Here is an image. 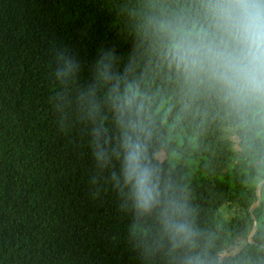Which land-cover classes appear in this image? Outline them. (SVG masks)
I'll list each match as a JSON object with an SVG mask.
<instances>
[{
    "label": "trees",
    "instance_id": "obj_1",
    "mask_svg": "<svg viewBox=\"0 0 264 264\" xmlns=\"http://www.w3.org/2000/svg\"><path fill=\"white\" fill-rule=\"evenodd\" d=\"M189 3L0 0V264H166L119 210L92 159L89 125L51 102L54 46L81 60V82L101 48L132 65L157 131L154 155L186 195L213 264H264V117L189 93L153 42L154 25Z\"/></svg>",
    "mask_w": 264,
    "mask_h": 264
},
{
    "label": "clouds",
    "instance_id": "obj_2",
    "mask_svg": "<svg viewBox=\"0 0 264 264\" xmlns=\"http://www.w3.org/2000/svg\"><path fill=\"white\" fill-rule=\"evenodd\" d=\"M153 36L164 66L189 93L264 117V0H190L184 13L159 20ZM47 66L51 102L89 125L92 159L119 210L133 218L144 251L166 264H213L186 195L154 155L157 131L132 65H122L114 48H101L91 80L81 82V60L54 46Z\"/></svg>",
    "mask_w": 264,
    "mask_h": 264
},
{
    "label": "water",
    "instance_id": "obj_3",
    "mask_svg": "<svg viewBox=\"0 0 264 264\" xmlns=\"http://www.w3.org/2000/svg\"><path fill=\"white\" fill-rule=\"evenodd\" d=\"M262 183H263V182H261L260 185L257 187L256 194H257L258 200H257V202L251 207V209H250V213H251V214H252V212L254 211V209L259 205V203H260V201H261V199H260V195H259V190H260V187H261V184H262ZM256 229H257V223H256V221H254V224H253V230H252V233H251V235H250V237H249V241H250V242H252V236L254 235Z\"/></svg>",
    "mask_w": 264,
    "mask_h": 264
},
{
    "label": "rangeland",
    "instance_id": "obj_4",
    "mask_svg": "<svg viewBox=\"0 0 264 264\" xmlns=\"http://www.w3.org/2000/svg\"><path fill=\"white\" fill-rule=\"evenodd\" d=\"M229 215H231L230 213H228V215L227 216H229Z\"/></svg>",
    "mask_w": 264,
    "mask_h": 264
},
{
    "label": "bare ground",
    "instance_id": "obj_5",
    "mask_svg": "<svg viewBox=\"0 0 264 264\" xmlns=\"http://www.w3.org/2000/svg\"><path fill=\"white\" fill-rule=\"evenodd\" d=\"M252 218H253V220L255 221L254 217H252Z\"/></svg>",
    "mask_w": 264,
    "mask_h": 264
}]
</instances>
